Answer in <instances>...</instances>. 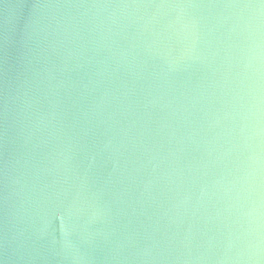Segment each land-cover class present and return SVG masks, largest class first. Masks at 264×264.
Masks as SVG:
<instances>
[{
  "label": "water",
  "instance_id": "1",
  "mask_svg": "<svg viewBox=\"0 0 264 264\" xmlns=\"http://www.w3.org/2000/svg\"><path fill=\"white\" fill-rule=\"evenodd\" d=\"M0 264H264V0H0Z\"/></svg>",
  "mask_w": 264,
  "mask_h": 264
}]
</instances>
